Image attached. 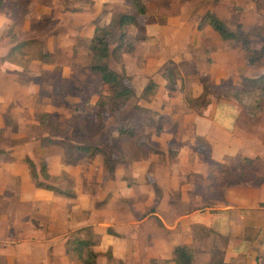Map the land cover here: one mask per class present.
<instances>
[{
    "label": "rangeland",
    "instance_id": "rangeland-1",
    "mask_svg": "<svg viewBox=\"0 0 264 264\" xmlns=\"http://www.w3.org/2000/svg\"><path fill=\"white\" fill-rule=\"evenodd\" d=\"M145 3L150 15L141 18V23L150 28L153 39L145 36L136 51L125 55L121 63L110 60L112 69L126 73L135 95L115 114H104L102 124H98L95 102L99 92L110 94L111 90L89 71V41L96 25L112 21L129 8L127 1L108 0L100 4L84 0H0L1 14L11 20L5 31L7 43L0 45V54L8 53L17 43L27 42L14 50V57L8 60L11 66L0 77L3 99L0 105H4L0 107V149L5 152L0 156V184H9L6 193L11 197L12 185L22 184L21 176L28 174L23 158L29 156L37 167L47 166L51 174L48 183L76 193L70 199L47 190L54 200L44 195L35 208L16 204L12 198L0 204V213H5L0 223V244L5 237L4 245L12 247L22 235L18 230L44 240L50 233L64 232L67 239L85 236V229L89 228L92 232L89 237L96 240L97 246L93 226L112 231V225L105 224L115 221L122 227L124 223L122 213L126 210L120 181L133 188L134 195L129 199L134 198L132 206L142 217L139 202L152 182L147 178L146 184H133L131 165L150 154L156 163L154 167L165 160L158 143L151 139L152 134L159 132L155 127L172 123L173 115L180 110L200 111L202 107L189 99L204 90L209 102L233 100L219 96L221 88L241 86L245 78L264 73V0H145ZM207 12L246 38L252 50L258 51L255 57L260 59L249 64L239 41L222 40L203 21ZM154 79L161 84L155 94L143 98V88ZM166 105L170 114L162 111ZM138 114L143 118V128L135 137L112 135L123 116ZM147 116L152 117L155 125L147 121ZM75 144L99 146L109 161L124 160V163L111 172L105 166V155L89 158L75 153V162L68 164L66 147ZM173 153L174 149H170L169 159L174 157ZM137 171L142 173L140 165ZM30 183L34 185L32 180ZM117 189L122 195L114 199ZM217 192L215 187L213 196ZM97 247L105 257H110L106 247L102 244ZM36 248L40 256L41 245ZM50 249L46 257L60 262L57 251L51 254ZM66 255L68 264H81L76 255L67 252ZM13 262L18 264L16 259ZM3 263L0 258V264ZM133 264L142 263L135 260Z\"/></svg>",
    "mask_w": 264,
    "mask_h": 264
},
{
    "label": "crops",
    "instance_id": "crops-1",
    "mask_svg": "<svg viewBox=\"0 0 264 264\" xmlns=\"http://www.w3.org/2000/svg\"><path fill=\"white\" fill-rule=\"evenodd\" d=\"M10 23L0 12V45L7 43L5 31ZM150 31L145 28L149 38ZM6 54H0V77L11 66ZM179 105L184 107L182 102ZM168 108L166 105L162 111L170 114ZM151 139L158 143L165 160L154 167L150 154L131 165L133 184H146L147 178L152 182L139 202L142 204L137 203L142 205L143 216L132 206L134 198L129 199L134 195L133 188L120 181L126 210L122 227L115 221L105 224L112 225L117 235L100 227L91 228L97 246L102 244L110 251V257H105L95 242L94 248L100 252L97 264H133L135 260L142 264H174L171 259L177 245L192 250L193 264H264V104L256 117L235 100L210 101L200 111L180 110L173 115L172 123H164ZM170 149H174L172 159L168 158ZM139 165L141 174L137 171ZM28 174L21 176L22 184L12 185L11 197L6 193L9 184L1 182V205L12 198L16 204L35 208L44 195L54 200L46 189L31 184ZM116 177L120 180L118 174ZM215 187L217 196L212 193ZM121 193L117 189L114 199ZM18 232L22 235L12 247L5 246V237L2 239L3 264H15L14 259L18 264L69 263L66 233H50L49 238L38 240L37 236ZM38 245L42 247L40 256L36 254ZM49 247L51 254L57 251L60 262L46 257Z\"/></svg>",
    "mask_w": 264,
    "mask_h": 264
},
{
    "label": "trees",
    "instance_id": "trees-1",
    "mask_svg": "<svg viewBox=\"0 0 264 264\" xmlns=\"http://www.w3.org/2000/svg\"><path fill=\"white\" fill-rule=\"evenodd\" d=\"M66 2L67 0H61ZM90 2L91 0H84ZM129 8L119 13L112 21L104 25H96L93 29L92 36L89 41L90 59L88 68L91 73L96 75L100 83L107 85L111 93L102 94L99 92V97L94 105L95 120L98 124H102L104 114L113 115L128 103L134 97L135 91L128 82L126 73L117 72L110 67V60L121 63L123 57L127 54H132L136 51L138 45L144 40L145 30L141 23V18L148 17L149 11L145 0H126ZM203 21L207 23L213 31L224 41L237 40L241 43L245 51V58L249 64H254L260 58L255 57L256 50H252L246 38H241V34L231 30L220 18L213 13L207 12ZM136 30V31H132ZM241 39V40H240ZM27 42L22 41L10 48L6 54V59L14 57L13 52L25 45ZM158 84L151 80L142 90V97L148 98L155 94ZM218 93L219 96L231 98L236 100L242 108L251 116L256 117L260 114L264 104V73L259 74L254 78H245L241 86H227L221 88ZM190 102L205 107L209 100L207 99V92L204 90L199 96L189 99ZM138 109H141L138 108ZM147 121L153 124L152 117L147 116ZM142 116L140 114L130 117L126 116L121 119V124L113 128L115 137L133 138L143 128ZM155 125V124H153ZM161 126H156L155 130L160 131ZM150 138L149 135H146ZM144 147L145 144L143 143ZM67 156L65 162L72 164L73 155L75 153L82 156L93 158L97 155H105V152L99 146H92L88 144L67 145ZM5 152L0 149V156ZM105 157V166L109 171H113L118 164H123L124 160L114 161L108 160ZM23 162L28 169L31 180L35 187L53 191L56 194L73 199L76 193L72 189L63 188L54 184L48 183L51 174L45 164L39 167L32 161L29 156L23 158ZM264 206V203L262 204ZM83 229V228H82ZM87 233L85 236H73L66 240V252L76 255L81 264H97V258L100 252L94 248L95 241L89 237L92 233L89 228L85 229ZM115 234L113 231H111ZM117 235V234H115ZM174 264H193L192 250L185 245H177L173 250V257L171 259Z\"/></svg>",
    "mask_w": 264,
    "mask_h": 264
}]
</instances>
